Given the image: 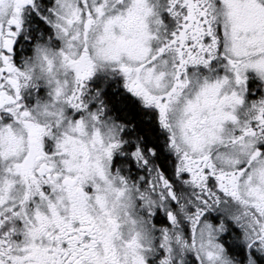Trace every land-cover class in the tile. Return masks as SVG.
Instances as JSON below:
<instances>
[{"label": "snow or ice", "instance_id": "1", "mask_svg": "<svg viewBox=\"0 0 264 264\" xmlns=\"http://www.w3.org/2000/svg\"><path fill=\"white\" fill-rule=\"evenodd\" d=\"M0 264H264V0H0Z\"/></svg>", "mask_w": 264, "mask_h": 264}]
</instances>
